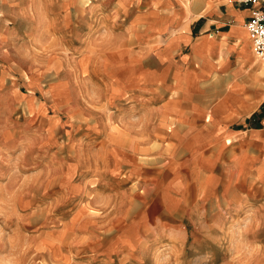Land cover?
<instances>
[{
    "label": "rangeland",
    "instance_id": "374dc122",
    "mask_svg": "<svg viewBox=\"0 0 264 264\" xmlns=\"http://www.w3.org/2000/svg\"><path fill=\"white\" fill-rule=\"evenodd\" d=\"M146 2L132 0L130 11ZM71 3L0 0V62L14 80L4 90L30 95L0 104V264H237L246 222L166 214L173 191L163 153L158 167L112 172L105 131L142 117L149 101L133 86L120 95L118 75L129 85L136 72L162 65L129 40L133 13L119 0ZM181 37L157 56L168 57Z\"/></svg>",
    "mask_w": 264,
    "mask_h": 264
},
{
    "label": "crops",
    "instance_id": "0c3cea01",
    "mask_svg": "<svg viewBox=\"0 0 264 264\" xmlns=\"http://www.w3.org/2000/svg\"><path fill=\"white\" fill-rule=\"evenodd\" d=\"M123 1L124 13H133L126 35L133 44L145 43L162 70L136 72L129 85L118 75L120 95L133 86L148 91L149 101L140 103L142 117L123 124L119 119L105 131L102 153L107 158L112 153V172L123 168L134 174L143 163L158 167L163 153L173 191L164 201L166 214L246 222L237 264H264V62L253 54L245 28L252 7L239 0H147L141 10L130 11L132 0ZM178 35L168 57H158L157 49ZM0 63L1 107L8 109L15 98L26 103L30 95L21 97L19 88L4 90L14 85L13 67L5 58ZM180 76L187 85L178 82ZM26 87L36 90L27 79ZM208 190L212 198L203 196Z\"/></svg>",
    "mask_w": 264,
    "mask_h": 264
},
{
    "label": "built area",
    "instance_id": "2783aa9c",
    "mask_svg": "<svg viewBox=\"0 0 264 264\" xmlns=\"http://www.w3.org/2000/svg\"><path fill=\"white\" fill-rule=\"evenodd\" d=\"M239 3L252 7L245 28L252 41L253 54L264 62V0H239Z\"/></svg>",
    "mask_w": 264,
    "mask_h": 264
}]
</instances>
